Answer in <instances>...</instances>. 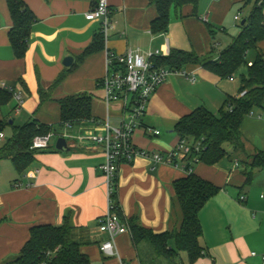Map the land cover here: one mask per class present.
Returning <instances> with one entry per match:
<instances>
[{"label": "crops", "instance_id": "crops-1", "mask_svg": "<svg viewBox=\"0 0 264 264\" xmlns=\"http://www.w3.org/2000/svg\"><path fill=\"white\" fill-rule=\"evenodd\" d=\"M97 1L25 0L37 21L32 26L25 56L18 58L8 35L12 20L7 1L0 0V89L13 93L9 102L0 106V119L7 121L13 112L14 124L16 118L21 121L17 126L36 120L52 125L53 130L55 125H60L63 133L59 137L72 134L65 137L69 150L50 145L37 151L23 174L11 160H0V263L19 254L31 227L60 226L69 220L75 227V238L91 261L120 264L118 258L104 257L100 251V242L106 235L99 232L97 220L106 214L109 203L101 169L105 163L104 149L89 141H79L68 128L74 127L78 136L101 132L92 121L95 119L120 124V104L108 109L100 85L107 74V52L169 48L217 58L218 40L226 31L223 24L234 7L245 0H199L198 15H193L189 5L181 11L172 7L168 29L160 33L152 31L157 8L150 0H108L111 26L107 37L104 36V47L79 59L94 36L102 31V19L86 18ZM209 23L218 28L215 38ZM259 46L264 53V41ZM67 56L74 58L71 66L63 63ZM63 72L66 75L62 83L43 100L40 87L48 89ZM239 88L235 77L221 78L201 65L188 64L182 70H173L147 104L140 126L133 133V144L151 151L172 150L180 139L174 128L182 117L201 106L218 113L228 96L240 95ZM14 93L21 95L19 109ZM79 93L93 95L94 118L72 126L61 125L58 99ZM98 93L100 96L96 97ZM257 122L259 131L252 133L243 128L244 119L241 130L245 152L236 151L226 143L229 156L213 165L199 162L193 167L194 173L221 188L199 212L204 255L193 264H264L260 256L264 252V169L256 171L250 184H246L244 174L249 156L264 151V120ZM147 127L159 130L160 134L147 133ZM187 175L182 168L156 164L142 157L122 162L116 197L124 217H137L145 228L155 233L179 226L181 214L173 205V183ZM242 195L246 196L245 201L240 200ZM116 247L129 264H167L148 244L135 247L130 232L117 237ZM253 251L258 255L252 256ZM178 264H189L185 252L181 253Z\"/></svg>", "mask_w": 264, "mask_h": 264}, {"label": "trees", "instance_id": "trees-1", "mask_svg": "<svg viewBox=\"0 0 264 264\" xmlns=\"http://www.w3.org/2000/svg\"><path fill=\"white\" fill-rule=\"evenodd\" d=\"M6 1L12 20L8 32L9 40L15 55L22 58L26 54L31 29L37 17L25 0ZM150 2L157 8V17L152 22L154 33L167 31L172 7L181 11L184 6L189 5L193 8V15H198L199 0H150ZM243 3L244 5L253 3L252 10L245 18V23L240 25L241 31L238 36L232 39L217 58L211 54L202 56L194 51L172 50L168 56L154 59L158 65L171 70H182L188 64L201 65L221 78L234 77L243 65H247V72H241L239 75V96H228L218 113L204 106L198 107L175 125L174 131L180 139L202 142L200 150H194L190 154L186 169L194 167L199 162L213 165L229 156L225 148L226 143H230L236 151L245 152V138L241 130L244 119L253 112L255 106L264 108V53L259 46L264 41V0H245ZM208 26L215 38L217 26L212 23ZM104 39L102 31L95 35L79 59L103 48ZM252 50L256 53L255 58L252 62L247 61V55ZM65 75V72L61 73L48 89L40 87L43 100L49 97L52 89L62 83ZM12 97L11 91L0 89V106L8 103ZM92 101L93 95L89 93L67 95L58 99L61 106L60 124L73 125L94 118ZM7 124L9 121L0 119V132L4 131ZM10 125L13 128V135L0 148V160H11L17 171L23 174L33 163L37 153V150L30 148L33 138L51 132L53 126L36 120L28 121L21 126L15 125L14 122ZM249 157L250 161L245 162L244 169L246 184L252 182L257 170L264 169V151H258ZM195 159L198 162H195ZM117 180L116 178L112 195L114 209L128 223L135 247L142 243L148 244L154 254L164 259L167 264H178L183 252L187 254L189 264H193L204 255V248L200 244L203 230L199 212L206 202L221 190L220 187L193 171L174 181L173 205L180 211V225L172 230L155 233L145 228L137 217L128 219L124 217L116 197ZM74 228L69 220H65L60 226L39 224L31 227L30 236L19 254L4 264H91L90 256L83 251L82 244L74 236Z\"/></svg>", "mask_w": 264, "mask_h": 264}, {"label": "built area", "instance_id": "built-area-1", "mask_svg": "<svg viewBox=\"0 0 264 264\" xmlns=\"http://www.w3.org/2000/svg\"><path fill=\"white\" fill-rule=\"evenodd\" d=\"M109 14L108 0H98L94 7L86 13V18L88 20L102 19V32L107 37L111 26ZM235 19L239 20L240 15H236ZM170 52L169 48L146 52L139 48L128 49L123 53L107 52V74L101 80L100 85L103 88V98L108 109L113 104H120L122 111L120 124L113 125L108 119L102 121L95 119L92 121L97 128L101 129V132L97 130L77 136L81 142L89 141L102 146L104 149L105 163L101 165V169L106 179L109 203L106 214L97 220L99 232L106 235V238L100 242V251L107 258H118L120 264H129V262L119 255L116 239L119 235L130 232L128 223L115 212L112 200L120 164L132 162L135 158L142 157L156 164H169L182 168L189 173L192 172L193 167L186 169V162L194 150L198 151L202 147L201 140L189 141L186 138L179 139L176 146L167 152L151 151L133 144V133L140 126V119L145 114L147 104L158 87L173 71L158 65L154 59L168 56ZM14 96L18 101L17 109H19L22 104L21 95L14 93ZM145 131L152 135L160 134L159 130L151 127H147ZM53 135L54 133L51 131L44 135L35 136L30 148L37 151L49 148ZM62 136L71 137L67 134ZM4 138L5 134L1 131L0 140ZM195 160L198 162L197 159ZM191 162L193 163V159ZM237 165L238 162H236ZM240 200L245 201L246 196L242 195ZM251 255L257 256L258 253L253 251ZM260 256L264 263V252Z\"/></svg>", "mask_w": 264, "mask_h": 264}, {"label": "rangeland", "instance_id": "rangeland-1", "mask_svg": "<svg viewBox=\"0 0 264 264\" xmlns=\"http://www.w3.org/2000/svg\"><path fill=\"white\" fill-rule=\"evenodd\" d=\"M252 7H253V3H249L247 5H244V3H242V4H240V5L238 4L234 7L233 11L228 16L226 23L223 24L226 31L220 34V37L218 40L219 43L217 45V50H216L217 54H219L232 41V39L234 37L238 36V34L241 31L240 25L242 24V20L245 19L250 14ZM238 14L240 15V19L235 20V16ZM255 54H256L255 51H253V50L250 51L247 55V61H252L255 58ZM241 72H244V73L247 72V65L246 64L243 65L240 68L239 72L234 76L236 78V83H238V82L240 83L239 75ZM97 96L99 97L100 94L98 93L96 95V97ZM14 114L15 113L12 112L10 114V117L7 119V121L14 119L15 118ZM261 119L264 120V108H259V107L255 106L253 109V112L245 118V124H244L243 128L245 129V127H246L247 130L249 132H252V133L258 132L259 129H256L258 127L257 121H259ZM20 122L21 121L16 118L15 124L20 123ZM68 129L71 133L74 134L75 137H77L78 133L74 127H69ZM3 132L5 134V138L3 140H0V148L4 145V143L6 141H8L12 137V135H13L12 126L10 124H7ZM53 133H54V135L50 141V145L56 146V142L59 138V134L63 133V128L60 125H55ZM70 135H72V134H70ZM84 135H86V134H84ZM69 140H70V142H72V139H69ZM16 256H11V257L7 258L4 262H1L0 264H4L6 262H9V261L13 260ZM162 260H164V259H162ZM91 264H98V263H97V261H91Z\"/></svg>", "mask_w": 264, "mask_h": 264}, {"label": "water", "instance_id": "water-1", "mask_svg": "<svg viewBox=\"0 0 264 264\" xmlns=\"http://www.w3.org/2000/svg\"><path fill=\"white\" fill-rule=\"evenodd\" d=\"M244 23H245V19L242 20V24H244ZM73 61H74V58L72 56H67L64 59L63 63L65 66H71ZM10 123H13V121L11 120ZM56 148L58 150H69L70 147L68 145L67 139L65 137H59L57 142H56Z\"/></svg>", "mask_w": 264, "mask_h": 264}]
</instances>
